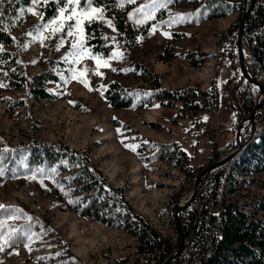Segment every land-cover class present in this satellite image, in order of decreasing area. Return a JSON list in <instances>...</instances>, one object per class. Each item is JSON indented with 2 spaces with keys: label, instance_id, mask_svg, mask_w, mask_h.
<instances>
[{
  "label": "rangeland",
  "instance_id": "obj_1",
  "mask_svg": "<svg viewBox=\"0 0 264 264\" xmlns=\"http://www.w3.org/2000/svg\"><path fill=\"white\" fill-rule=\"evenodd\" d=\"M15 1L5 0L3 8L5 15L13 17L10 27L19 41L17 67L29 73L47 67L63 71L55 58H64L71 51L74 38H66L58 50L56 45L63 33L45 39L43 45L40 40H33L34 26L41 23L40 17L25 12L17 19L20 9L12 11ZM104 1L92 7H104L105 18L112 20L116 30L98 22L100 34L106 43H111V49L107 55L92 53L102 56L111 68L101 67L103 76L96 75V61L87 56L72 67L77 75L84 72V79L94 90L71 78L65 85L51 82L60 91L57 97L36 96L31 92L25 95L23 88L0 87V169L3 170L0 205L5 206L0 208V235L7 236L16 230L14 243L0 251V264H75L71 250L87 264H174L173 258H178L185 249H179L176 210L193 194L195 177L203 167L239 146L232 157L240 156L254 128L264 124L263 104L254 112L253 107L245 111L241 117L234 111L241 107L236 86L243 81L231 74L239 72L238 62L240 65L237 41L233 39L238 10L207 17L195 9L193 2L168 3L166 8H160L153 5V0H135L130 5L127 0ZM160 2L156 0L157 5ZM142 5L150 7L137 13L136 9ZM30 6L31 2L22 8ZM83 6L82 0L80 7ZM37 10L44 13L43 7ZM56 14L57 10L45 20ZM180 14L182 22L168 23ZM128 25L138 29L134 39L126 34ZM30 31L33 36L27 35ZM49 32L46 30L44 35L48 36ZM165 32L171 35L165 36ZM92 34L85 30L86 36ZM114 52H122L123 59L109 60ZM249 53L244 43L248 70ZM139 65L154 67L166 86H181L190 94L193 89L205 87L209 91L196 92L193 100L144 97L142 104H138L139 100L127 107L113 106L101 95L109 80L117 78L133 86L150 85L152 76L140 74ZM5 67L10 69L8 65ZM112 68L128 71H112ZM228 77L232 80L226 83ZM218 89L222 95L219 99ZM253 92L256 103L260 85L253 83ZM192 101H197L196 107H190ZM261 109L263 114L259 116ZM230 135L234 136V147L228 146ZM33 139L63 141L86 150L108 179L126 187L128 200L156 228L163 245H171L173 252L161 263L155 258L148 259L150 249L135 231L70 208L66 196L58 198V192L63 195L66 186L58 188V195L52 191V168L30 165L25 152L15 153L9 148ZM154 140L174 141L186 150L190 163L200 169L188 174L184 157L177 159L170 149L158 150ZM126 144L136 145V150L125 147ZM142 145L146 148H141ZM70 169L57 172L56 177ZM221 176L226 178L218 200L210 198L206 202L212 212H218L225 199L238 201L254 214L262 215L254 201L264 198V170L252 173L242 160L240 165L216 164L203 172L195 194L203 192L214 177ZM176 250L178 253L173 255Z\"/></svg>",
  "mask_w": 264,
  "mask_h": 264
},
{
  "label": "trees",
  "instance_id": "obj_2",
  "mask_svg": "<svg viewBox=\"0 0 264 264\" xmlns=\"http://www.w3.org/2000/svg\"><path fill=\"white\" fill-rule=\"evenodd\" d=\"M30 2L31 0H16L12 11L17 12ZM97 2L105 3L104 0H97ZM189 2H193L195 9L207 17L220 16L238 10L239 16L233 33V39L237 41L239 21L249 0H171L170 3L183 5ZM43 10L45 18H49L56 12L57 5L49 4L47 8L43 7ZM12 19L11 15L4 13L3 22L0 23V45L3 46V52H0V81L8 85L5 88H23L25 95L31 92L42 97L59 96L60 91L55 89L51 82L65 85L71 77L73 63L64 58H55L63 71L47 67L29 73L17 67L16 59L20 54L19 41L10 27ZM85 30L93 32L92 35H87L91 37L86 42L87 47L93 53L107 55L111 49V43H106L100 34L98 22L90 26L86 23ZM126 30H128L127 36L134 39L138 29L128 25ZM243 33L244 43L250 51L246 56L249 70L252 76L258 78L264 85V0H255L244 23ZM6 65L10 66V69H7ZM138 68H140V74L147 73L152 76L150 85L133 86L113 78L101 89L102 96L115 107H127L139 100L138 104H142L144 97L193 100L196 92L206 94L209 91V87H205L193 89L190 94L187 88L164 85L154 67L139 65ZM238 71L231 74L243 78V81L236 86L240 91L241 107L237 106L234 109L236 115L241 117L245 111H250L256 99L253 92L254 81L242 72L239 62ZM3 73H7V76ZM230 79L228 77L226 83H229ZM216 92L218 99L222 98L219 89ZM196 106L197 101L190 103L191 108ZM261 107L264 109V102ZM260 114H263L262 109L258 115ZM227 139L228 146L234 147L235 144L232 143L234 136L230 135ZM154 143L158 150H172L177 159L184 157V168L188 174H194L200 169V166L190 163L186 150L176 145L174 141L154 140ZM146 145H142L141 148H146ZM9 148L15 153L25 152L30 165L44 169L52 168L54 172L52 191L57 194L58 188L66 186L63 195L61 192L57 195L60 199L66 196L70 208L80 214L91 215L107 223L135 231L150 249L147 253L148 259L155 258L161 263L173 252L171 245H163V239L156 228L128 200L125 194L126 187L108 179L86 150L70 146L67 142L47 139H33ZM241 153L240 156L232 157L224 162L240 165L242 160L246 169L252 173L264 170V124L254 128L252 137L244 143ZM219 165L222 163L217 164ZM67 167L71 169L66 174L56 177L57 172ZM224 178L226 176H221L220 179L214 177L211 184L205 188V193L198 191L191 202L181 208L179 216L185 232L183 248H187L188 253L180 252L178 258H173L174 264H186L184 259L191 264H264V198L254 201L256 209L263 211L262 215H257V212L254 214L238 201L226 202L225 199L222 200L221 209L218 212H212L206 202L210 198L214 201L218 200ZM175 220L177 221V216ZM179 239L181 240L180 236ZM141 247L146 248V246ZM70 252L72 254L70 257L75 258V264H87L73 250Z\"/></svg>",
  "mask_w": 264,
  "mask_h": 264
},
{
  "label": "snow or ice",
  "instance_id": "obj_3",
  "mask_svg": "<svg viewBox=\"0 0 264 264\" xmlns=\"http://www.w3.org/2000/svg\"><path fill=\"white\" fill-rule=\"evenodd\" d=\"M5 0H0V23L3 22V14H4V4ZM97 0H83L84 6L80 7L82 0H31V6L27 8H21L19 10V16L17 19L22 18L27 13H32L33 15H38L40 17L41 23L34 26V31L36 33L33 36V33L30 31L27 33L29 36H33V40H40L41 44L43 45V41L45 39H49L52 36H55L57 33H63L64 35L61 36L60 43L56 45V49L58 50L60 47L64 46L65 40L68 37H73V42L71 44V51L64 57L67 61L71 58V62L73 64H77L80 60L84 59L86 56L90 57L91 59L96 61L97 69L95 74L103 76V73L99 71L101 67L103 68H111V65L108 63L107 60H104L100 55H94L90 48L86 47V42L91 37L85 35V24L87 23L90 26L94 22H99L106 24L109 28L115 31V25L113 24L111 19L105 18V8L104 7H92ZM171 0H161V2L157 5L156 0H153V5L158 6L160 8H166L167 4L170 3ZM127 3H135V0H127ZM49 4H56L57 5V14L48 20H45V16L43 12L38 11L37 9L40 7L47 8ZM63 4V7L60 5ZM123 3L120 4V7H123ZM150 7V5H142L136 9L137 13H142L145 8ZM79 8V10H77ZM131 18V14H130ZM151 19V16L147 17ZM183 17L182 14L175 17L173 20L169 21L168 23H179L182 22ZM46 30H50L49 35L45 36L44 32ZM155 28H153V32ZM165 36H170L171 34L168 32L163 33ZM13 39H15L13 37ZM107 39V37H106ZM115 40V37H112ZM142 38H138L140 40ZM0 52H3V46L0 45ZM109 60L112 59H123L122 52H114L108 58ZM35 63V61H33ZM112 71H128L127 69H115L112 68ZM15 71V69H13ZM87 69H85V72ZM4 76H7V73H3ZM71 79L78 80L80 83L85 84L86 87H89V90H94L91 88L90 83L84 79V72L77 75L75 71H72ZM7 84H4L0 81V87H7ZM104 86L101 85V88ZM101 95L103 93L101 92ZM70 103H72L70 101ZM207 119V117H205ZM119 131V130H118ZM125 147L131 148L133 151L136 150V145H125ZM3 174V170L0 169V175ZM34 178V177H33ZM5 206L0 205V208H4ZM16 230H13V233L8 234L7 236L0 235V251H3L6 246H10L14 243V234ZM30 239V237H29ZM25 247H28L26 244ZM29 250H31L29 248Z\"/></svg>",
  "mask_w": 264,
  "mask_h": 264
},
{
  "label": "water",
  "instance_id": "obj_4",
  "mask_svg": "<svg viewBox=\"0 0 264 264\" xmlns=\"http://www.w3.org/2000/svg\"><path fill=\"white\" fill-rule=\"evenodd\" d=\"M255 0H250L249 3H248V6L247 8L245 9L244 13L242 14L241 18H240V21H239V26H238V31H237V47H238V56H239V61H240V67L242 69V72L246 75V77L252 79L254 81V83L260 85L261 87V91H262V95L258 98L257 102L255 103V105L253 106L252 108V111L254 112V110L263 104L264 102V85L262 84V82L258 79V78H255L252 76L251 72L248 70V67L246 66V61H245V57H244V33H243V27H244V23L247 19V16L250 12V10L252 9L253 7V4H254ZM240 147V146H239ZM235 148L233 150L232 153H229L225 156H223L222 158H220L219 160L217 161H213L211 163H209L208 165H206L205 167H203L201 169V171L198 173V175L195 177V180H194V191H193V194L191 195V197L188 199V201H186L183 205H181L179 208H177L176 210V216H177V225H178V229H179V232H180V236H181V246L179 249H181L183 247V244H184V230H183V227H182V223H181V219H180V216H179V212L181 210V208L183 206H185L186 204H189L192 200V197L194 196L195 194V191L197 189V185L200 181V178L203 174V172L216 165V164H219V163H222L224 162L226 159L228 158H231L237 151H238V148ZM178 250H176L174 254H177Z\"/></svg>",
  "mask_w": 264,
  "mask_h": 264
},
{
  "label": "built area",
  "instance_id": "obj_5",
  "mask_svg": "<svg viewBox=\"0 0 264 264\" xmlns=\"http://www.w3.org/2000/svg\"><path fill=\"white\" fill-rule=\"evenodd\" d=\"M207 203H209V202H207ZM182 252H187L188 253V249L185 248ZM184 261L186 262V264H191L190 261H188V260L186 261V259H184Z\"/></svg>",
  "mask_w": 264,
  "mask_h": 264
},
{
  "label": "bare ground",
  "instance_id": "obj_6",
  "mask_svg": "<svg viewBox=\"0 0 264 264\" xmlns=\"http://www.w3.org/2000/svg\"><path fill=\"white\" fill-rule=\"evenodd\" d=\"M262 95V91H261V93H260V96Z\"/></svg>",
  "mask_w": 264,
  "mask_h": 264
}]
</instances>
